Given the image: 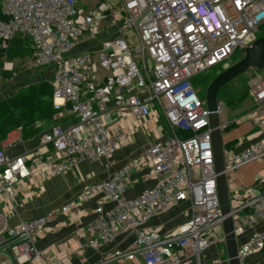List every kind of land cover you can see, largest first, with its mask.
Returning <instances> with one entry per match:
<instances>
[{"label":"built area","instance_id":"built-area-1","mask_svg":"<svg viewBox=\"0 0 264 264\" xmlns=\"http://www.w3.org/2000/svg\"><path fill=\"white\" fill-rule=\"evenodd\" d=\"M81 1L0 0L6 17L0 20V48L18 36L30 40L33 65L53 67L55 105H67L75 117L72 124L55 125L42 135V144L53 148L46 160L33 154L8 157L0 149V200L12 205L18 185L30 176L27 162L46 180L79 162L109 158L133 140L126 119L140 128L153 117L165 125L166 136L156 135L140 156L77 197L78 204L97 201L86 244L97 250L120 235L135 236L130 247L114 249L96 264H182L189 255L201 264L205 250L226 244V234L210 112L192 80L203 71L226 68L237 50L264 35V0H121L122 13L110 0H87L86 6ZM126 30L134 31V48ZM102 32L107 38L97 53H72L84 36ZM249 95L250 109L232 123L223 117V102H217L221 133L229 124L256 129L238 137L235 149H224L236 236L264 219V175L258 172L250 186L237 185V179L244 180L238 174L242 168L263 163L264 169V72L250 84ZM144 168L154 185L126 196L132 175ZM183 202L189 204L186 221L164 234L147 230L151 218ZM106 203L112 206L106 209ZM73 205L5 226L0 248L8 244L16 264L40 261L37 240L53 229L50 222L58 212L68 215ZM263 247L264 232L254 233L238 246L241 264ZM209 264H230V259L218 257Z\"/></svg>","mask_w":264,"mask_h":264},{"label":"crops","instance_id":"crops-1","mask_svg":"<svg viewBox=\"0 0 264 264\" xmlns=\"http://www.w3.org/2000/svg\"><path fill=\"white\" fill-rule=\"evenodd\" d=\"M81 2L83 6L87 4V0ZM104 24L106 25L108 22L105 21ZM106 34V32H102L98 37L84 36L72 53H97L100 42ZM13 46L16 48V53L18 52V54L12 53L15 57L13 59L16 62L17 59L24 60V69H22L27 71L32 67L34 68L30 52V40H15L10 44V47ZM20 52L22 55H20ZM8 53L0 49V99L14 95L17 89L25 87L22 83L26 84L24 79L26 76L24 78L20 77L21 72L20 75L14 73L10 79L9 76L5 77L3 71L8 70V68L7 65L5 67H1V65L4 63V59L12 56H9ZM21 57L23 58L21 59ZM38 69L37 75L40 78L38 81L42 83L48 80L50 84L53 67ZM60 102L58 101V104ZM53 104L58 110L54 115V124L38 123L37 125L41 130L35 136H25L19 128H16L9 132L6 139L0 143V149L4 150L8 157L33 154L46 160L53 153V148L51 146L45 147L42 144V135L55 125L66 127L75 121V117L71 114L67 105L60 103L57 107L54 99ZM125 124L127 130H134L133 140L130 144L117 150L111 157L96 162H79L68 172L46 180H41L38 177V170L32 167L31 162H27L28 170L31 172L30 176L23 179V182L18 185L19 190L12 205L6 200H0V231L5 226H14L22 220L36 218L53 211H60L63 206L74 203L68 215L58 212L50 222L53 229L43 238L37 240L36 247L42 252V259L34 264H96L106 253L118 248L125 249L133 244L134 235H120L112 243L104 244L97 250L89 247L86 244L87 238L90 237L88 227L96 218L95 207L97 201L93 199L80 204L77 202V197L87 186L107 180L122 166L140 156L150 144L155 142L156 135H161L162 138L166 136L165 125H158L153 117L148 118L147 123L140 128L129 118L126 119ZM149 172L148 168H144L132 175L126 196H137L154 185L155 180L149 176ZM111 206L110 203H106L104 207L108 209ZM188 209L189 204L187 202L180 203L166 214L151 218L145 224V227L147 230L167 233L188 219L186 215ZM257 232H264V219L260 220L255 226L247 227L243 233L237 235V245L241 247L246 244L251 236ZM0 252L7 254L2 256L6 264H16L8 244L1 246ZM218 257H227L226 244L213 245L205 250L201 254V264H209L212 259ZM138 262L139 260H135L134 263ZM117 263L119 264L118 261ZM182 264L198 263L195 256L189 255ZM242 264H264V247L256 254L246 258L245 263L242 262Z\"/></svg>","mask_w":264,"mask_h":264},{"label":"rangeland","instance_id":"rangeland-1","mask_svg":"<svg viewBox=\"0 0 264 264\" xmlns=\"http://www.w3.org/2000/svg\"><path fill=\"white\" fill-rule=\"evenodd\" d=\"M106 1V0H102ZM112 4H114V11L115 12H123L122 6H121V0H110ZM83 5V3H82ZM86 6V5H84ZM134 31L133 30H126L124 32V36L129 41L130 45L134 48L137 44L134 43ZM262 35H259L261 37ZM103 38H107V36H104ZM9 44V43H8ZM2 49V48H0ZM75 54V53H73ZM244 56V50H237L234 54V56L227 61L228 64L233 65L236 62L240 61L242 57ZM15 57H7V59H4V63L1 65V67H5L7 65L8 70H4L5 77H8L9 79L13 77V74L16 73V75H20L21 72L22 75L20 77L24 78L26 80V84H23V86L29 87V86H37L41 84L40 81H38L40 78L37 75L38 68L32 67V69H29L27 71H24L23 64L24 60L17 59V62L13 59ZM17 58V57H16ZM23 57H21L22 59ZM6 68V69H7ZM23 68V69H22ZM23 70V71H22ZM41 70V69H40ZM1 71V70H0ZM218 71H223V66H219L217 68L210 69L208 71H203L196 76H194L193 81L197 83L200 89L207 90L210 82L219 74ZM263 72L256 71L255 69L247 70L245 73H243L240 77L232 80L228 84H226L219 92L218 98L223 102L224 105V115L223 117L226 118L228 122H233L234 117L238 116L239 113L244 112L245 110H249L251 107V98L249 95L250 90V84L254 79H256L259 75H262ZM37 75V76H35ZM45 82H48L45 81ZM49 83V82H48ZM21 85V84H20ZM247 90L248 95L245 96V100L241 103L238 102V95L243 91ZM249 108V109H248ZM158 125L162 126L163 123L160 121ZM256 131V129H252L248 124H243L242 126H238V124H229L227 125L225 131L222 132V140L224 144L225 150H232L236 148V142L238 140V137L241 135L247 136L251 133ZM263 163L261 164H255L251 166H247L245 168H242L238 174H242L245 178V180H242V178L237 179L238 186H250L254 183V174L256 172H261L262 175H264V169L261 167ZM243 184V185H242ZM3 255H7L4 252H0V264H6L4 259H2ZM245 263V260L243 261Z\"/></svg>","mask_w":264,"mask_h":264},{"label":"water","instance_id":"water-1","mask_svg":"<svg viewBox=\"0 0 264 264\" xmlns=\"http://www.w3.org/2000/svg\"><path fill=\"white\" fill-rule=\"evenodd\" d=\"M255 69L259 72H264V35L250 46L245 48L244 56L240 61L233 65L227 66L220 72L209 84L205 101L210 112V128L214 151L215 169L218 174L217 186L218 195L224 219V230L226 234L227 254L230 259V264H241L238 257V245L234 232L233 219L230 215L231 207L229 202V191L227 185V177L224 172V148L222 133L220 129V118L218 114L217 102L219 91L229 82L236 79L247 70Z\"/></svg>","mask_w":264,"mask_h":264},{"label":"trees","instance_id":"trees-1","mask_svg":"<svg viewBox=\"0 0 264 264\" xmlns=\"http://www.w3.org/2000/svg\"><path fill=\"white\" fill-rule=\"evenodd\" d=\"M1 19H6V17L1 13L0 4V20ZM20 39L29 41L28 39L18 36L9 42L7 48L2 50L7 53L9 52V56L12 55V53L14 54V52L16 53V48L14 46L10 47V44ZM30 52L32 54V47H30ZM16 54H18V52ZM20 55H22L21 52ZM11 57H13V55ZM224 69L225 68H223V70ZM218 73H220V71H218ZM192 84L197 89L199 96L205 99L206 90L200 89L193 80ZM246 95H248V91L243 90L238 95V102H243ZM57 112L58 110L53 104V90L48 82H42L37 86L17 89L14 95L0 99V143L6 139L9 132L16 128H21L25 136H35L37 133L39 134L41 129L37 124L42 122L54 124V115Z\"/></svg>","mask_w":264,"mask_h":264},{"label":"clouds","instance_id":"clouds-1","mask_svg":"<svg viewBox=\"0 0 264 264\" xmlns=\"http://www.w3.org/2000/svg\"><path fill=\"white\" fill-rule=\"evenodd\" d=\"M223 147H224V144H223ZM227 256H228V254H227Z\"/></svg>","mask_w":264,"mask_h":264}]
</instances>
